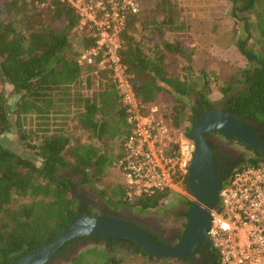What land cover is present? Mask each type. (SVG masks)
Listing matches in <instances>:
<instances>
[{"label":"trees","instance_id":"1","mask_svg":"<svg viewBox=\"0 0 264 264\" xmlns=\"http://www.w3.org/2000/svg\"><path fill=\"white\" fill-rule=\"evenodd\" d=\"M231 1L233 16L244 23L237 48L246 64L223 90L226 95L237 91L228 110L264 139V0ZM139 16L128 22L122 52L123 61L133 74L137 95L148 105L158 102L161 91L169 92L176 104L171 106L166 117L172 126L183 128L186 135L192 137L197 117L214 108L208 97L212 79L203 74V86L198 89L196 80L171 73L167 59L175 53L186 54V49L178 42L164 39V28L160 25L147 24L139 28L136 24ZM171 18L166 25H172ZM79 24L76 10L60 0H4L0 5V80L11 85L12 93L16 95L10 103L4 90H0V264H8L52 241L82 214L95 215L92 207L86 206L74 194L73 187L96 184L120 157L123 140L130 132L127 109L109 71L78 63L82 52L94 44L88 34L75 32ZM85 69L97 70L107 82L95 86L90 75L87 88L92 94L74 93L72 88L80 82ZM235 84H244L246 89L237 90ZM192 95L197 99L188 105L187 99ZM72 102L78 107L74 117L76 126L95 141H83L73 132L47 127L42 137L34 142L36 132L25 129L23 117L34 114L48 125L51 119L66 118ZM13 115L27 155L15 152L1 138L12 129ZM213 134H207L212 152L220 148L210 140ZM219 134L244 145L252 153L247 159L231 158L232 170L221 174L223 181L238 167L264 163V155L259 150L234 136ZM172 192L143 196L134 202L125 198L123 185L113 188L109 194L103 191V194L115 209L128 205L145 213L157 208ZM181 215L187 218L188 210L182 211ZM89 240L105 241L107 246L123 245L132 254L150 259L167 258L152 256L138 244L125 239L80 237L63 245L47 264L75 243ZM202 249L205 251L206 245ZM213 254L218 256L214 250ZM104 255L99 264H123L125 259L108 252ZM85 259L82 255L74 264H87ZM177 259L194 264L188 258ZM208 261L211 264L213 258ZM215 264H220L219 260Z\"/></svg>","mask_w":264,"mask_h":264},{"label":"built area","instance_id":"2","mask_svg":"<svg viewBox=\"0 0 264 264\" xmlns=\"http://www.w3.org/2000/svg\"><path fill=\"white\" fill-rule=\"evenodd\" d=\"M60 1L80 17L75 32L94 39L78 63L107 69L127 109L130 132L115 162L124 176L125 198L134 202L178 190L188 177L195 142L172 126L167 108L142 103L122 58L128 22L141 14L143 0ZM208 235L220 264H264V163L238 167L222 183Z\"/></svg>","mask_w":264,"mask_h":264},{"label":"rangeland","instance_id":"3","mask_svg":"<svg viewBox=\"0 0 264 264\" xmlns=\"http://www.w3.org/2000/svg\"><path fill=\"white\" fill-rule=\"evenodd\" d=\"M3 3L4 0H0V5ZM232 6L231 0H143L138 23L139 28L147 24L160 25L164 28V39L178 42L186 49V54L175 53L167 59L169 71L174 75L181 77L186 75L191 80H196L198 89L203 86L201 78L203 74L210 76L212 83L208 97L218 109H225L232 102L237 91H231L226 95L223 89L227 88L234 75L246 64L243 55L237 48V42L244 32V23L241 19L233 16ZM170 12L172 16H170ZM170 17L173 20L171 26L170 24L166 25ZM59 25L62 23L59 22ZM173 25L180 29L173 28ZM234 86L237 90L246 89L244 84H235ZM12 89L11 85L0 80V90H4L10 103L16 96L12 93ZM72 90L74 93L81 92L83 94L85 87L79 84L75 85ZM196 99V95L190 96L187 99L188 105L194 104ZM157 101L168 111H171V106L176 104L174 96L167 91H161ZM72 103L71 110L65 114L66 118L51 119L48 125L45 124L44 119L36 117L34 114L25 115L22 119L23 126L27 131L33 129L36 132L33 141H38L47 127L49 129L62 128L73 132L83 141H95L87 132L76 126L74 117H76L78 107L74 105V102ZM12 120V129L1 138L15 152L27 155L15 115L12 116ZM211 141L221 144L232 159H247L252 155L244 145L224 135H212ZM117 146L115 144V147ZM121 181H124L123 173L114 164L96 184H77L73 187V192L78 198H84L91 204L95 214H101L107 210L139 223L154 224L158 226V229L165 230L163 234L165 238L171 237L177 230L184 229L186 218L178 216V211L183 209L181 199L193 200L185 184L172 192L157 208L143 213L128 205H122L115 209L108 204L107 196L103 194V191L109 194L113 188L123 185ZM107 252L123 256L125 258L123 264H187L177 258L150 259L148 256L132 254L123 245L107 246L105 241L96 242L93 240L75 243L66 252L55 258L51 264H74L82 255L86 258L85 263L99 264Z\"/></svg>","mask_w":264,"mask_h":264},{"label":"water","instance_id":"4","mask_svg":"<svg viewBox=\"0 0 264 264\" xmlns=\"http://www.w3.org/2000/svg\"><path fill=\"white\" fill-rule=\"evenodd\" d=\"M216 132L234 136L264 155V139L233 112L212 108L197 117L192 131L195 152L187 177L193 201L177 243L163 244L137 223L104 210L101 214L84 213L73 219L55 239L8 264H47L63 245L80 237L125 239L138 244L152 256L183 259L190 258L201 246L206 245V252L213 258L212 264H215L218 256H213L208 232L212 210L219 203L222 180L207 134Z\"/></svg>","mask_w":264,"mask_h":264},{"label":"flooded vegetation","instance_id":"5","mask_svg":"<svg viewBox=\"0 0 264 264\" xmlns=\"http://www.w3.org/2000/svg\"><path fill=\"white\" fill-rule=\"evenodd\" d=\"M233 101V100H232ZM232 103V102H231ZM231 103H230V105H231ZM229 105V106H230ZM229 106L228 107H226L224 110H228V108H229ZM214 108H217V107H215L214 106ZM216 134H219V133H215V134H213V135H216ZM222 135V134H221ZM211 137H212V135L210 136V140H211ZM219 146H220V148H219V150H217V149H215V151L213 152V154H214V156H215V158H216V160H217V164H218V169H219V174H220V177H221V174L223 175V173L225 174H227V173H230L231 172V170H232V162H231V157L228 155V153L227 152H225L224 151V149L222 148V146H221V144H219ZM225 177V176H224ZM222 180V183L224 182L223 181V179H221ZM183 184H185L186 185V189H187V191L189 192V189H188V181H187V184L186 183H183ZM190 193V192H189ZM81 199V201L86 205V206H91L92 207V205L91 204H89L88 202H86L85 200H84V198H80ZM189 201L190 200H186V199H181V203H182V206H183V211L185 212L186 210H188L189 209V207H190V205L191 204H189ZM193 201V200H192ZM192 201H191V203H192ZM92 210H93V207H92ZM182 210L181 211H178V216L180 217V218H183V219H185V217L184 216H182L181 215V213H182ZM94 212V211H93ZM94 214H95V212H94ZM127 219V218H126ZM128 220H131V221H133V222H135V223H137L138 225H140V226H142L143 228H145L148 232H150V234H152V235H154V236H156V238H157V240H159L160 242H162L163 244H166V245H173V244H175V243H177L178 241H179V239L181 238V235H182V233H183V231H184V229L181 231V230H177L176 232H174L173 234H172V236L171 237H169V238H165L164 236H163V234H164V231L165 230H163V229H158V226H156V225H154V224H143V223H139V222H137V221H135V220H133V219H128ZM185 221V220H184ZM185 224H186V222H185ZM185 224H184V226H185ZM184 228V227H183ZM210 258H212L210 255H208L207 254V252H206V250L204 251L203 249H202V246L197 250V252L193 255V256H191L190 258H188L189 259V261H191V262H193L194 264H208V260L210 259ZM212 264V263H211Z\"/></svg>","mask_w":264,"mask_h":264},{"label":"crops","instance_id":"6","mask_svg":"<svg viewBox=\"0 0 264 264\" xmlns=\"http://www.w3.org/2000/svg\"><path fill=\"white\" fill-rule=\"evenodd\" d=\"M139 22H137L136 24L138 25ZM169 70V69H168ZM92 75L93 76V79H94V85L95 86H98L99 84L103 83L105 84L107 82V79L105 77H103V75H101L97 70H87L85 69L83 74H82V77H81V80L80 82L77 84H82L84 87H85V90H83L84 94L87 95V94H92V90H89L87 88V78L88 76ZM165 91V90H164ZM160 95V93L158 94V96ZM154 104H157V105H162L160 103H151V104H148V105H154ZM163 106V105H162ZM165 107V106H164ZM166 108V107H165ZM122 182V181H121ZM123 184V182H122Z\"/></svg>","mask_w":264,"mask_h":264}]
</instances>
